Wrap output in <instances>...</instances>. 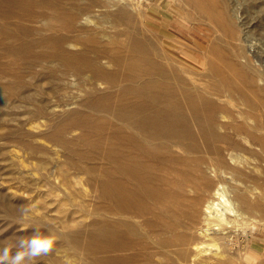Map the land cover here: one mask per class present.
<instances>
[{"label":"bare ground","instance_id":"6f19581e","mask_svg":"<svg viewBox=\"0 0 264 264\" xmlns=\"http://www.w3.org/2000/svg\"><path fill=\"white\" fill-rule=\"evenodd\" d=\"M234 1L237 34L220 28L236 49L204 62L218 44L202 41L193 62L139 36L131 0H0V109L16 100L25 122L46 119L39 136L64 151L48 174L68 189L73 169L98 190L89 227L62 237L84 264H234L225 230L250 211L264 226V167L251 161L264 165V63ZM53 97L77 107L52 117ZM25 122L0 136L20 142Z\"/></svg>","mask_w":264,"mask_h":264},{"label":"rangeland","instance_id":"374dc122","mask_svg":"<svg viewBox=\"0 0 264 264\" xmlns=\"http://www.w3.org/2000/svg\"><path fill=\"white\" fill-rule=\"evenodd\" d=\"M231 1L204 0L203 14L196 8L192 0H131L130 11L136 24L142 27V31H138L139 36L152 40L160 37L167 45L186 51L190 56L188 58L193 62L196 59L199 62L203 60L198 58L202 56L200 50L202 41L204 47L208 49L210 39L213 38L218 44L217 51L207 50L208 52L204 56V62H206L209 59H215L218 55H229L236 49L238 41L231 39L232 35H229L228 29L225 31L220 28V24H222L220 22H223V24L230 25L229 28L234 29L237 34L236 25L227 16ZM222 2L227 4L222 7ZM234 2L238 7V14H241L242 21L244 24L246 23L248 38L253 43L254 50L260 52V59L264 63V0H237ZM213 10L216 14L213 13ZM207 19L209 20L207 21ZM171 50L175 56H181L175 49ZM196 56L198 57L196 58ZM231 72L228 71V73ZM65 95L68 97L69 93L66 92ZM2 98L3 93L0 95V99ZM11 102H15L14 105ZM58 103L57 98L53 97L50 107H48L50 113L53 114L52 117H55L57 113L63 114L65 111L77 107V104L63 106ZM0 115L4 118L3 123L0 124V135L2 132L4 134L15 129L19 125V119L25 122L26 118L23 104L16 100H8L6 106L2 107V110L0 109ZM35 121L20 125L22 127L20 142L0 136V247L12 243L17 236L31 235L34 227H39L45 234L54 233L58 237V241L55 250L47 256L37 258L36 264H71L73 259L76 261L72 264H84L88 260L83 258L81 251L78 249V253L72 244H68V240L66 242L63 240L64 243H62V237L67 231L72 233L75 230H85L89 227L87 224L95 218L94 208L97 205L98 190L94 186L83 185L82 182L86 175H76L77 173L73 169H70L68 174L65 173V176L71 177L72 181L80 178L82 180L80 179L81 183L72 182V185H68V189L62 187L60 183H57V179L48 174L51 169L56 168L54 167L56 160H63L64 151L61 147H57L49 140L39 136L41 131L49 130L48 121L44 118ZM78 132L79 130H76L74 135L70 136L74 137ZM22 140L30 143V146L22 145ZM251 161L259 166L256 175L260 176L261 168L264 167L263 163H259L256 159H251ZM62 168L66 169V166L63 165ZM227 184L231 189L237 186L234 181L227 182ZM187 189L186 187L185 190ZM65 190L72 192L73 197L70 198ZM189 195H193V192H190ZM21 205L32 207L30 220H20L18 209ZM257 212L250 211L251 217L248 213L249 217L246 222L241 221L239 225L235 224V227L225 230L226 233L229 232L227 253L231 256L234 253H240L237 258L232 256L234 264H264V226L261 223H252L250 219L253 218L252 215L262 216L261 212L260 215ZM254 213L257 214L254 215ZM59 233L63 236H60Z\"/></svg>","mask_w":264,"mask_h":264},{"label":"clouds","instance_id":"9594fccd","mask_svg":"<svg viewBox=\"0 0 264 264\" xmlns=\"http://www.w3.org/2000/svg\"><path fill=\"white\" fill-rule=\"evenodd\" d=\"M18 211L21 221L32 218V207L21 205ZM57 241L58 237L54 233L45 234L39 227H34L31 235L17 236L12 243L0 247V264H36L37 258L55 250Z\"/></svg>","mask_w":264,"mask_h":264}]
</instances>
